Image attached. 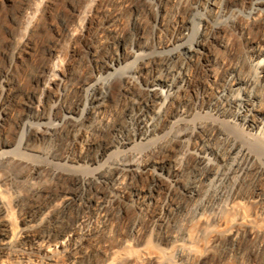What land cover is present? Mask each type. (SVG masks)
Here are the masks:
<instances>
[{
	"label": "bare ground",
	"instance_id": "1",
	"mask_svg": "<svg viewBox=\"0 0 264 264\" xmlns=\"http://www.w3.org/2000/svg\"><path fill=\"white\" fill-rule=\"evenodd\" d=\"M195 1L203 13L198 16L200 27L190 42L175 35L168 43L163 42L164 49L155 50L140 44L138 37L132 50L124 41L117 40L114 51L100 56L84 44L81 55L90 70L75 82L59 71L57 59L51 57L53 49L48 48L49 58L37 64L34 79L19 100L17 146L51 164L84 163L91 169L75 176L71 186L59 191L57 202L56 198L48 197L36 213L23 218L20 228L9 222L7 205L0 194V253H11L23 264H33L38 259L58 262L55 247L70 257L113 210H124L129 205L169 232L189 219H196L204 227L216 216L222 203L235 198L239 183L252 173L264 174V163H256L247 146L221 131L217 123V120L237 122L264 136V34L251 41L252 51L246 56L248 74L230 72L213 97L192 100L196 86L191 84L193 73L189 68L198 60L211 75L209 49L216 40L209 35V29L214 13L222 10L218 0ZM262 13L264 0H255L245 17L261 27ZM155 19L154 24L158 25ZM26 22L28 26L29 20ZM186 24L187 21L180 23L181 27ZM16 50L9 56L5 54L10 64L19 57ZM160 52H164L162 57ZM126 56H133L135 64L120 75L122 82L116 88L118 94L129 97L128 106L122 111L121 123L112 125L111 140H95L98 132L114 123L108 102L114 99L116 91L110 84L113 72L108 69L115 71ZM8 72L6 69L0 72V126L6 119L3 107L10 89ZM131 86H138L139 94H130ZM69 92L71 98H67ZM205 113L215 118L209 121L195 118ZM55 137L66 139L69 150L56 152L32 145L33 141L52 142ZM154 139L159 147L147 149ZM136 144L147 148L137 150ZM37 164L30 165L29 176L33 178L39 176ZM183 172L188 173V178L181 183ZM139 180H145L146 184H139ZM78 208H91L93 215L79 218V228L64 240L53 243L37 231L51 220H63ZM132 227L138 228L139 222H133ZM231 230L227 234L234 238ZM21 242L27 245L23 247ZM187 244L179 239L173 248L175 255L187 264H199L198 260L187 262L192 255ZM160 263L170 262L162 259Z\"/></svg>",
	"mask_w": 264,
	"mask_h": 264
},
{
	"label": "rangeland",
	"instance_id": "2",
	"mask_svg": "<svg viewBox=\"0 0 264 264\" xmlns=\"http://www.w3.org/2000/svg\"><path fill=\"white\" fill-rule=\"evenodd\" d=\"M193 1L156 0L155 4H151L146 0H0V72L5 69L9 71L10 88V94L6 95L5 101V98L2 100L6 119L0 126V156H5L0 159V194L7 205L9 222L14 223L15 227L20 228L23 218L36 213L48 197L56 198L54 201L57 202L59 191L71 186L75 176L91 169L84 163L51 164L17 146L20 136V128L16 125L20 118L17 109L19 100L31 85L37 64L49 58L48 48L53 49L51 57L57 59L59 71L75 82L90 70L82 56L84 44H88L94 54L100 56L114 51L118 41H124L128 48L134 50V41L138 37L140 44L155 50L164 49L163 42L168 43L175 35H182L190 42L200 27L198 16L203 13V9ZM253 1H217L222 10L218 11L219 14L214 13L209 29V35L216 40L209 49L211 75L204 71L198 60L193 62L194 65L189 68L193 73L191 84L196 86L192 100H200L202 96L204 99L213 97L224 86L230 72L241 75L249 73L246 56L252 51L251 41L264 34V23L258 27L245 17ZM155 17L158 25L154 24ZM261 17L264 22V14ZM26 20H29L28 26ZM182 21H187L183 27L180 25ZM13 50L18 51L19 57L10 64L5 54L9 56ZM162 53L159 57H162ZM133 61V56H126L115 66V71L108 69L114 74L111 73L114 77H111L110 84L118 96L114 95V99L108 102L114 123L98 132L95 140L109 142L112 125L122 121V111L128 106L129 97L118 94L117 88L122 82L120 75L135 64ZM104 74L101 73V76ZM129 89L130 94H139L138 86ZM69 93L67 98L72 96ZM34 103L35 106L36 101ZM195 118L209 121L215 117L205 113ZM217 123L218 126L220 123L221 131L247 146L256 163H264L262 134L249 131L237 122L217 120ZM32 145L56 152H66L70 148L66 139L60 137L49 143L33 141ZM157 145L154 139L148 148L139 144L134 147L137 150L157 149ZM33 164L40 168L39 176L34 178L29 176L30 165ZM187 178L188 173L183 172L181 183ZM138 183L146 184L145 180ZM235 194V198L219 206L216 216L204 227H200L196 219H189L173 227L171 232L157 227L152 218L140 214L132 205L124 210L115 209L100 223L101 227L89 233L83 245L70 257L55 247V255L59 259L55 263L161 264L160 260L163 259L168 260L169 264H187L173 250L175 243L182 238L192 252L187 262L264 264V174L252 173L237 185ZM161 196H164V192ZM92 215L91 208L74 209L63 220H51L37 231L47 235L53 243L54 240L62 241L79 228V218H91ZM135 221L139 222L138 228L132 227ZM229 229H232L234 238L227 234ZM21 244L23 247L27 245L25 242ZM20 262L21 259L11 253H0V264H23V261ZM35 263L55 264L45 259L33 261Z\"/></svg>",
	"mask_w": 264,
	"mask_h": 264
}]
</instances>
